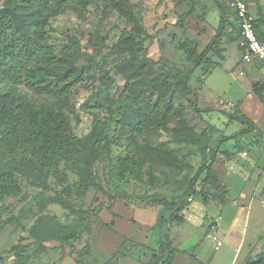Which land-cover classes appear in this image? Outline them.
<instances>
[{
  "label": "rangeland",
  "instance_id": "1",
  "mask_svg": "<svg viewBox=\"0 0 264 264\" xmlns=\"http://www.w3.org/2000/svg\"><path fill=\"white\" fill-rule=\"evenodd\" d=\"M73 1L65 14L48 19L45 30L49 37L48 44L56 55H71L76 64L85 68V75L93 77L78 86L74 96L65 103V110L79 138L89 135L96 119L102 125L104 135L108 137V149L102 152L94 165L95 176L103 191L91 189L81 194L76 187L79 177L63 161L58 166V177L53 170L49 174V189L46 191L33 184L30 179L20 177L21 194L0 202V209L6 210L0 223V256L5 258V264L16 262L17 254L11 251L14 246L18 247L17 251H22L19 257L21 264H75L86 245H89V251L84 258L85 264H105L115 256L129 257L135 262H145L152 257L149 264H156L165 235L171 234L175 238L174 241H177L181 230L168 228L164 231L162 224L165 210L162 206H153L144 199L157 196L180 203L186 197L185 192L198 170L209 162L213 152L216 153L223 147L232 153L233 158L217 152L214 169L226 183L227 189L223 186L218 188L216 185L210 189L215 195L224 197L226 203L214 201L207 205L199 197L192 201L184 214L186 222L181 226L182 231L188 232L182 236L181 247H176L178 251L173 264H199L191 253L203 239L198 250L207 264L231 263L235 251L228 243L226 230L220 228L213 231L218 223L214 222V218L209 219V212L216 213L222 206L232 203L233 198L237 199L240 194V189H243L246 202L251 199L252 205H248L251 206V219H248L245 226L247 236L244 250L236 264H246L251 257L262 253L264 101L256 95L254 87L258 85L264 89V78H252L246 67L240 75L236 72L242 64L241 53L238 46L233 45L234 42L237 43L238 35L237 31L230 30L234 28L230 26L233 17L228 1L217 0L223 3L226 15L225 31L220 44L221 53L209 54L210 63L204 65L207 70L197 69L189 81L191 89L197 93L196 98L179 92L178 83L189 68L179 45L186 39L196 40L203 50L205 47L202 45L207 46L212 41L218 31L221 16L216 0ZM117 3L132 16L134 23L123 16L116 7ZM249 3L254 4L251 8L254 14H257L260 6L264 10V0L261 5L256 4V0H249ZM2 4L0 1V5ZM192 5L195 6L194 14L183 20L182 16L190 11ZM137 29L141 38L148 37L145 41L151 67L147 74L148 79L160 74H170L175 107L184 106L183 118L197 133H204V139L199 145L180 144L173 135L179 120L172 118L167 128L151 137L149 143L153 147L171 150L185 170L178 172L170 169L165 175L164 168L158 164L154 165L152 172L144 166L141 180H128L122 176L120 169L115 168L119 159H137L134 146L122 131L123 113L131 98L125 91L124 78L115 70L116 65L126 58L127 54H119L114 49L124 32L136 35ZM216 66L220 67L215 69ZM103 76H110L109 86L101 84L100 78ZM21 91L26 92L23 89ZM28 96L37 107L51 106L54 102L43 96ZM262 96L264 97V92ZM97 101L102 102V108L95 107L94 103ZM194 101L201 113L194 111ZM231 117L247 119L255 130L249 131V125ZM240 132L244 134L224 145L218 144L224 137H231ZM143 140V135L137 136V141ZM244 152L248 153L247 157L242 155ZM235 169L248 178L243 182V188L238 182L231 191L229 172ZM204 177L205 175L201 180ZM200 183L201 181L198 182V188ZM67 191H70L69 196ZM120 193H127L133 196V199H109L110 196L117 197ZM40 194L47 198L63 196L76 210L86 211L103 205V211L99 216L79 219L61 207L51 205L41 214L37 204ZM23 209L26 212L21 226L4 224L11 217H18ZM43 215L64 226L75 223L86 226L89 223L90 232H85L81 241L62 248L58 241L47 239L46 249L38 252L36 239L31 232L36 220ZM218 242H221L222 246L216 249ZM155 254L157 256H154ZM193 254L198 255L197 252ZM153 257H156V260H153ZM166 258L167 254H164L162 260Z\"/></svg>",
  "mask_w": 264,
  "mask_h": 264
},
{
  "label": "trees",
  "instance_id": "2",
  "mask_svg": "<svg viewBox=\"0 0 264 264\" xmlns=\"http://www.w3.org/2000/svg\"><path fill=\"white\" fill-rule=\"evenodd\" d=\"M0 202L9 197L19 196L22 187L19 178L30 179L36 186L48 190L47 178L52 170L58 177V166L66 162L79 177L77 190L81 194L91 189L103 191L94 171L95 163L100 159L102 152L108 149V137L104 135V129L98 119L93 123L89 135L79 138L72 126V120L66 113L65 103L74 96L78 86H82L87 79L84 67L75 63L69 56H58L48 44V33L45 24L49 18L63 15L73 4V0H0ZM217 1V0H216ZM259 4L260 0H256ZM221 10L219 28L212 41L203 49H200L198 41L186 39L180 43L179 49L186 57L189 68L184 76H181L179 92L184 95L197 97V93L191 89L189 81L197 69L210 63L209 54L221 53L220 44L225 31V11L222 2L217 1ZM116 4L123 16L134 23L127 12ZM195 6L192 5L189 12L182 16L187 19L194 14ZM237 22L236 13H234ZM238 39L241 43V35L238 23L235 24ZM259 39L264 41V33L258 30ZM133 35L124 32L120 42L114 51L127 54L116 65V72L125 80V91L129 94L131 102L123 113L122 131L134 146L137 159H119L115 168L120 169L122 176L130 180L142 179V167L146 166L152 172L154 165L164 168V174L168 170L182 172L185 170L181 162L174 156L171 150L163 147H153L149 139L165 130L172 118L178 119L174 129V138L180 144L199 145L204 139V133L199 134L183 118L184 106L178 108L174 105V91L170 74H160L148 79L150 60L147 55L145 41L140 32ZM241 51L244 49L241 47ZM89 79V80H90ZM110 76L100 78L101 84L109 86ZM23 89L26 92H22ZM254 91L263 102V87L255 85ZM28 94L43 96L53 100L51 106H35ZM96 108H102V102L94 103ZM193 109L201 113L196 102ZM240 121L250 126L249 131L255 130L247 119ZM249 131H246L249 132ZM244 132L231 137H224L218 144L234 140ZM143 135L142 142L137 141V136ZM217 152L228 158L232 153L220 150L213 152L208 163L203 165L192 179L186 190V197L180 202H171L166 198L157 196L148 197L144 200L153 206H162L165 210L162 228L164 231L173 223H184L185 212L191 206L192 201L201 198L204 204L210 202L226 203V199L215 195L211 191L212 186L226 188L224 180L216 173L214 167L217 163ZM237 154V153H236ZM235 154V156H236ZM233 158V157H232ZM205 177L201 180L202 176ZM201 181L198 188V182ZM227 189V188H226ZM70 195V191L66 193ZM119 199H133L127 193H120L117 197L110 196L115 201ZM37 204L41 214L51 205H57L69 214L81 218L90 219L99 216L103 211V205L91 210H76L64 199L63 196L47 198L43 194L38 195ZM28 206V205H27ZM6 212L0 209L1 217ZM23 209L18 217H11L4 224L21 226L24 213ZM90 232L89 223L86 226L80 224L61 225L48 219L44 215L36 220L31 235L36 239L38 252L46 249L45 241L56 240L62 248L73 245L82 240L83 234ZM18 247L11 248L16 252L17 259L14 264H21L19 257L22 251ZM89 251L86 245L79 253L75 264H85L84 258ZM158 253L159 264H172L175 250L170 242V235H165ZM157 253V252H156ZM167 254L166 260L162 256ZM154 256H157L156 254ZM156 260V257H153ZM119 257H112L105 264H118ZM0 264H5V258L0 256ZM246 264H264V251L250 258Z\"/></svg>",
  "mask_w": 264,
  "mask_h": 264
},
{
  "label": "crops",
  "instance_id": "3",
  "mask_svg": "<svg viewBox=\"0 0 264 264\" xmlns=\"http://www.w3.org/2000/svg\"><path fill=\"white\" fill-rule=\"evenodd\" d=\"M227 1L229 4V0H227ZM261 2H262V0H260V3L258 5H261ZM256 4H257V2H256ZM253 5H254L253 3L252 4L249 3L250 13L257 19L256 26H258V30H260L262 33H264V10H263V7L260 6L258 8L257 14H254L252 12V9H251ZM255 6H257V5H255ZM229 7H230V4H229ZM231 10H232L231 15L233 18H232V22L230 23V26H232L234 29H230V30H234L236 32L237 29L235 28V26H236L235 24L237 22H236L235 17H234L235 11L232 8H231ZM220 19H221V16H220ZM237 35H238V32H237ZM233 45H237L238 49L241 53V63L242 64L239 65V67L237 68V71H236V72H239V75H240L241 71L245 68V66L243 64L244 51H241V45H240L239 39H238L237 43L234 42ZM202 46L206 47L205 44ZM219 67L220 66H216L215 69H217ZM246 70L252 76V78H257V77H261V78L263 77L264 78V70L261 68L260 62H258V61L255 62V67H246ZM233 74H235V73H233ZM244 81L247 84L246 80H244ZM248 87L250 88L249 85H248ZM260 149H262V148H260ZM220 151L221 152L226 151V147L221 148ZM233 168H235V167H233ZM229 174H231V178L229 177L231 187H232L231 191H233V189H235V186L237 185L238 182L240 183V185L242 187L243 182L246 181V179L248 178L247 175L243 176L241 174V172L240 173L236 172V169L231 173L229 172ZM240 191L241 192L237 196V199L232 197L234 200L232 203H229L226 206H222L219 209V211H217L216 213L215 212L212 213V211L209 212V214H210L209 219L211 220V218L212 219L214 218L215 219L214 222L216 221L218 223V225L214 228L213 231H218L220 228H225L226 236L228 238L227 239L228 243L233 247V249L235 251L234 257H233L230 264H236V260L239 258L240 254H242V252L244 250L243 248L245 246V237L247 236V234L245 235V233H246V227L245 226L247 225L248 219L249 220L251 219V206H248V205L251 204L252 201L250 199L249 200L250 202L247 203L246 202L247 198L245 197V194L243 193V189H240ZM182 225H183V223H173L170 227L171 230L172 229L181 230V234L177 237V241H174L175 238L170 234V242H171V244L175 250L174 260H173L172 264L175 261L176 253L178 251L176 247L177 246L181 247L180 242L183 241L182 236L187 234V232H188V231H186V232L182 231V228H181ZM243 239H244V243H243ZM203 240H201V244L203 243L202 242ZM200 245L198 244L193 250V253L197 252L198 255L191 253V256L199 264H207V261L205 260V258L203 256H201V254L199 253L198 249H200V248H198V247ZM160 247H161V245H160ZM185 253H187V252H185ZM151 261H152V257H150L147 261L145 260V262L144 261L135 262V261H133V259H131L129 257L120 256L118 264H149Z\"/></svg>",
  "mask_w": 264,
  "mask_h": 264
},
{
  "label": "built area",
  "instance_id": "4",
  "mask_svg": "<svg viewBox=\"0 0 264 264\" xmlns=\"http://www.w3.org/2000/svg\"><path fill=\"white\" fill-rule=\"evenodd\" d=\"M229 4L236 13L240 29V45L244 49V66L255 67V62L258 61L264 70V41L259 39L256 29L257 19L250 13L249 0H229ZM242 155L247 157L248 153L244 152ZM220 246H222V243L218 242L216 248Z\"/></svg>",
  "mask_w": 264,
  "mask_h": 264
}]
</instances>
